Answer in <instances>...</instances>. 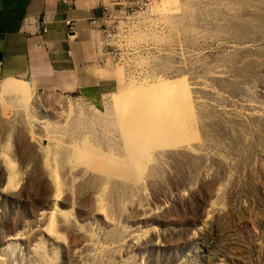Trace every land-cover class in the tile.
<instances>
[{
	"label": "rangeland",
	"instance_id": "1",
	"mask_svg": "<svg viewBox=\"0 0 264 264\" xmlns=\"http://www.w3.org/2000/svg\"><path fill=\"white\" fill-rule=\"evenodd\" d=\"M127 10L103 107L0 82V264H264V0Z\"/></svg>",
	"mask_w": 264,
	"mask_h": 264
},
{
	"label": "crops",
	"instance_id": "2",
	"mask_svg": "<svg viewBox=\"0 0 264 264\" xmlns=\"http://www.w3.org/2000/svg\"><path fill=\"white\" fill-rule=\"evenodd\" d=\"M101 0H0V82L16 92L27 83L37 91L80 94L103 107L120 93L121 69L109 63L97 39L106 21ZM114 8V5H111ZM49 31L40 33V20ZM76 32L67 34L66 21ZM18 88V89H17ZM21 90V89H20Z\"/></svg>",
	"mask_w": 264,
	"mask_h": 264
},
{
	"label": "built area",
	"instance_id": "3",
	"mask_svg": "<svg viewBox=\"0 0 264 264\" xmlns=\"http://www.w3.org/2000/svg\"><path fill=\"white\" fill-rule=\"evenodd\" d=\"M101 1L103 3L102 4L103 9L106 14L105 19H107L108 17L115 16L114 14L116 13L117 10L119 12L125 13L126 11H128L127 10L128 8H131L133 6L134 3V0H101ZM111 5H114V8H112ZM40 23H41L40 33L41 34L47 33L49 31V21L45 17H42ZM66 25H67V34L69 37H71L76 32L75 22L68 20L66 21Z\"/></svg>",
	"mask_w": 264,
	"mask_h": 264
}]
</instances>
